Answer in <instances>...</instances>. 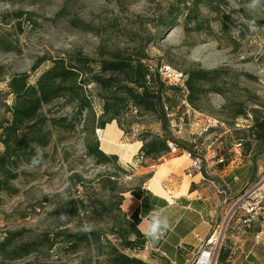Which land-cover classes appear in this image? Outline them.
<instances>
[{
  "label": "trees",
  "instance_id": "obj_1",
  "mask_svg": "<svg viewBox=\"0 0 264 264\" xmlns=\"http://www.w3.org/2000/svg\"><path fill=\"white\" fill-rule=\"evenodd\" d=\"M229 4V0L166 1L157 11L155 27L165 32L178 26L186 34L213 38L224 35L235 50L248 33L243 23L232 18ZM22 15L17 13L16 17ZM233 29L239 31L238 38ZM158 66L151 63L146 47L137 44L132 48L98 49L94 58L80 50L43 56L31 68L32 72L38 71L33 80L28 73L8 76L6 87L11 103L5 105V117L0 122V193H16L11 183L38 151L46 159L43 151L52 144L55 133L58 139L62 134L79 135L83 157L107 171L91 181L75 174L70 181L76 178L82 188L95 182L103 195L92 201L87 196L70 199L51 213L69 215L71 223L81 224L82 219L97 222L95 231L76 234L75 227L61 221L34 234L25 229L6 231L0 234V264L39 253L66 258L82 252L93 253L95 264H146L123 252L143 250L145 237L137 228V213L127 217L121 205L125 194L139 197L137 192L151 173L143 175L131 188L120 187L121 173L133 178L134 168L130 165L128 170L123 169L116 155L100 149L95 135V129L104 130L111 123L125 137L140 143L136 155L140 164L144 160L157 162L171 148L187 152L190 158L203 156L200 151H192L176 133L180 122L187 121L186 111L202 112L208 96L215 94L222 97V111L229 109L230 118L249 121L244 129L233 130L230 137L243 147L242 157H251L255 170L257 157L264 154V113L259 109V97L244 89V100L231 102L224 80L236 74L227 68L205 70L192 66L181 72V84H174L159 74ZM241 76L255 80L246 73L241 72ZM222 156V165H227L230 155L224 152ZM201 174L204 176L203 169ZM227 259L228 251L220 250L217 264H225Z\"/></svg>",
  "mask_w": 264,
  "mask_h": 264
},
{
  "label": "rangeland",
  "instance_id": "obj_2",
  "mask_svg": "<svg viewBox=\"0 0 264 264\" xmlns=\"http://www.w3.org/2000/svg\"><path fill=\"white\" fill-rule=\"evenodd\" d=\"M166 1L170 0H0V122L5 117V105L11 103L6 87L8 76L28 73L33 80L38 71L32 72L31 68L38 58L55 57L73 50L94 58L98 49L132 48L137 44L146 47L152 64L168 65L180 73L192 66L234 71L236 76L230 74L224 80L226 95L231 102L243 101L244 89H247L259 97V109L264 113V9L255 13L260 27L252 31L244 23L248 13L243 8L237 12L229 4L232 18L243 23L248 33L233 50L224 35L213 38L186 34L178 26L165 32L158 30L155 18ZM245 2L241 0L239 4ZM17 13L23 15L17 18ZM241 72L255 80L241 76ZM223 105L222 97L210 94L202 112L186 111L187 121L180 122L176 136L192 151H200L203 157L224 159L222 154L226 152L230 155L229 162L240 160L245 165L241 172V190L244 191L264 177V154L257 157L254 175L249 177L251 157H242L243 147L230 137L233 130L244 129L249 121L242 117L230 118L229 109L222 111ZM107 129H111L109 142L97 138L100 149L105 153H118L125 170L130 165L123 161H130L134 177L121 173L120 187L131 188L142 177L136 171L138 165L144 166V162L140 164L136 159L139 144L134 138L125 137L114 123ZM54 138L44 149L46 159L40 166L21 168L18 178L11 183L16 193H0V234L19 229L34 234L50 229L60 222L59 214H51L55 207L73 198L87 196L92 201L103 195L97 191L95 182L82 188L75 182L76 178L69 180L76 174L91 181L107 171L83 157L80 136L62 134L58 139L55 133ZM62 193L67 194V199L62 198ZM230 213L222 228L216 230L217 234L220 232L216 260L220 250L225 249L228 251L225 264H264V219L246 225L241 222V213ZM76 225L79 223L72 222L71 228ZM26 263L95 264V257L85 252L66 258L39 253L9 264Z\"/></svg>",
  "mask_w": 264,
  "mask_h": 264
},
{
  "label": "crops",
  "instance_id": "obj_3",
  "mask_svg": "<svg viewBox=\"0 0 264 264\" xmlns=\"http://www.w3.org/2000/svg\"><path fill=\"white\" fill-rule=\"evenodd\" d=\"M109 125L101 130L108 139L111 135V129H107ZM138 144L137 151L140 147ZM107 154L118 157V153ZM217 160L213 156H204V176L193 174L192 177L186 175L191 159L182 150H175L157 162L144 160V166H137L136 171L141 176L148 173L151 176L139 188V197L124 195L122 212L127 217L137 213V228L142 234L141 215L147 216L154 209L164 208L171 229L154 246L130 253L131 257L146 264H186L190 260L188 257L200 248L229 211L234 209L242 193L241 172L245 165L237 158L224 166L218 164ZM123 163L131 165L130 161L124 160ZM251 170L249 177L254 175L252 167Z\"/></svg>",
  "mask_w": 264,
  "mask_h": 264
},
{
  "label": "built area",
  "instance_id": "obj_4",
  "mask_svg": "<svg viewBox=\"0 0 264 264\" xmlns=\"http://www.w3.org/2000/svg\"><path fill=\"white\" fill-rule=\"evenodd\" d=\"M159 74L168 81V83L181 84L182 75L180 72L172 69L168 65H161L158 67ZM95 135L99 137L101 135L100 129H95ZM175 151L171 148V152ZM170 152V153H171ZM190 156V155H189ZM191 162L188 167L186 175L192 177L193 174L201 175L204 163V157L197 155L194 158H190ZM218 164H223V160L220 158L217 160ZM241 213L242 224H250L257 219H264V177L259 179L249 189L242 191L239 195L234 209L230 215L234 213ZM228 217L225 216V219ZM225 219L219 223L215 230L211 232L205 242L200 246L197 251L191 254L190 260L187 264H215L217 257L218 240L220 238V232L217 234V229L222 228ZM149 244L145 241L143 250H147Z\"/></svg>",
  "mask_w": 264,
  "mask_h": 264
},
{
  "label": "clouds",
  "instance_id": "obj_5",
  "mask_svg": "<svg viewBox=\"0 0 264 264\" xmlns=\"http://www.w3.org/2000/svg\"><path fill=\"white\" fill-rule=\"evenodd\" d=\"M229 3L234 6L237 12H239V10L243 8V10L248 13V18L244 20V23L250 30L255 31L260 27L256 23L255 13L260 9H264V0H246V2L243 4L236 3L235 0H229ZM233 35L238 38L239 31L237 29H233ZM42 162L43 154L42 152L38 151L36 155L32 157L29 166L32 168H36L40 166ZM144 189L146 191H151V189L148 188ZM153 195H155V193H153ZM62 198L67 199V194L62 193ZM128 210L129 207L127 209V212ZM140 218L143 220L142 234L145 236L149 245L154 246L156 243L162 240L166 233L171 229V223L169 217L166 214V209L164 208L154 209L150 211L147 216L142 214ZM59 220L71 227L69 215L61 213V215L59 216ZM95 230L96 224L91 221L81 223L73 229L76 234L81 235H88Z\"/></svg>",
  "mask_w": 264,
  "mask_h": 264
},
{
  "label": "bare ground",
  "instance_id": "obj_6",
  "mask_svg": "<svg viewBox=\"0 0 264 264\" xmlns=\"http://www.w3.org/2000/svg\"><path fill=\"white\" fill-rule=\"evenodd\" d=\"M100 137H101V138H100L101 141L109 142V139L105 136V134L102 133V134L100 135Z\"/></svg>",
  "mask_w": 264,
  "mask_h": 264
}]
</instances>
